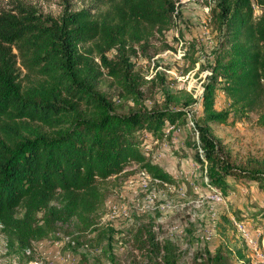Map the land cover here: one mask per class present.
I'll use <instances>...</instances> for the list:
<instances>
[{
  "label": "trees",
  "instance_id": "trees-1",
  "mask_svg": "<svg viewBox=\"0 0 264 264\" xmlns=\"http://www.w3.org/2000/svg\"><path fill=\"white\" fill-rule=\"evenodd\" d=\"M71 1L56 17L25 5L0 12V233L19 251L50 237L59 223L91 226L104 201L101 184L131 163L154 181L173 183L141 144L148 134L163 139L195 102L177 89L159 107L120 111L100 89L109 78L118 99L140 103L145 80L131 58L172 27L174 0H91L93 6L79 9ZM210 1L219 43L207 63L191 145L208 184L225 193L228 178L264 182V159L235 166L210 127L232 124L262 103L264 11L256 15L254 4L263 7L264 0ZM219 91L226 108L216 107ZM237 258L247 261L240 250ZM205 260L236 264L220 250ZM162 264H176L175 255L167 251Z\"/></svg>",
  "mask_w": 264,
  "mask_h": 264
},
{
  "label": "rangeland",
  "instance_id": "rangeland-1",
  "mask_svg": "<svg viewBox=\"0 0 264 264\" xmlns=\"http://www.w3.org/2000/svg\"><path fill=\"white\" fill-rule=\"evenodd\" d=\"M173 25L164 36L154 35L136 47L135 71L145 82L139 104L130 97L117 98L118 86L109 78L102 92L120 111L159 107L165 93L184 89L195 96L186 116L163 139L143 138L141 149L148 160L174 178L160 183L140 176L141 168L129 164L123 172L101 184L102 206L85 228L72 220L57 224L54 233L33 241L24 251L0 233V264H162L170 251L176 264H201L221 251L236 264H264V182L227 179L226 192L208 184L205 167L195 160L196 133L189 121L200 116L198 101L206 80L207 63L219 43L210 22V0H174ZM65 0H0V12L31 6L41 16L56 17ZM72 8L93 6L91 0H73ZM255 14L264 11L254 4ZM114 52L109 53L111 57ZM171 104L170 106H172ZM222 92L216 107L226 108ZM222 152L235 166L264 159V97L248 115L234 116L232 124H210ZM167 129V127L165 128ZM241 251L246 263L237 258Z\"/></svg>",
  "mask_w": 264,
  "mask_h": 264
},
{
  "label": "built area",
  "instance_id": "built-area-1",
  "mask_svg": "<svg viewBox=\"0 0 264 264\" xmlns=\"http://www.w3.org/2000/svg\"><path fill=\"white\" fill-rule=\"evenodd\" d=\"M207 72V75H205V77L206 76H209L210 75V70L209 71H206ZM202 91H203V86L201 87V90H200V95H199V98H198V101L199 102H201V97H202ZM194 98H196L195 96H193ZM189 123H190V125L191 126H193V121L190 119V121H189ZM175 129V127L174 126H172V125H170V126H168L167 127V131H173ZM196 133V138H198V134H197V132H195ZM140 174V176H141V178H142V180L144 181V179H146L147 180V173L144 171V170H141V172L139 173Z\"/></svg>",
  "mask_w": 264,
  "mask_h": 264
}]
</instances>
